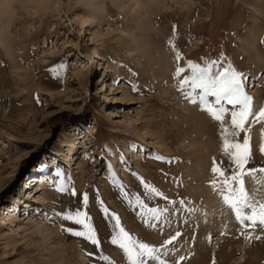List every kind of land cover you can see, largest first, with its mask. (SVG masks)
I'll return each mask as SVG.
<instances>
[{"label":"rangeland","instance_id":"rangeland-1","mask_svg":"<svg viewBox=\"0 0 264 264\" xmlns=\"http://www.w3.org/2000/svg\"><path fill=\"white\" fill-rule=\"evenodd\" d=\"M170 39L182 60L175 59ZM201 58L245 74L254 109L264 105V0H0V225L13 230L0 238V264H43L59 247L68 251L71 264H127L122 249L111 243L113 216L131 236L159 249V261L148 264H196L202 226L189 220L201 215L194 208L202 193L193 198L188 192L186 167L198 154L193 120L204 123L214 148L212 155L206 152L203 171L210 178L203 182L211 186L214 159L227 165L218 122L189 103L177 83L190 75L184 60ZM178 66L185 67L181 77L174 76ZM145 127L163 133L164 142L171 139L168 151L143 133ZM262 129L264 124H256L249 133L250 168L264 167ZM73 141L81 147L73 148L71 158L67 144ZM60 149L64 156L53 153ZM76 158L85 167L82 174ZM33 176L40 179L35 185ZM257 179L264 189V177L257 173ZM192 180V186L200 183ZM145 183L162 195L149 194ZM137 198L158 209L160 219L153 220ZM70 209L87 213L99 247L62 230L78 227L58 215ZM46 224L59 226L63 238L48 235ZM243 226L234 232L244 246H235L228 260L211 236L215 229L209 232L205 264H238L237 257L240 264H264V227Z\"/></svg>","mask_w":264,"mask_h":264},{"label":"snow or ice","instance_id":"snow-or-ice-1","mask_svg":"<svg viewBox=\"0 0 264 264\" xmlns=\"http://www.w3.org/2000/svg\"><path fill=\"white\" fill-rule=\"evenodd\" d=\"M175 28H173V34ZM170 47L173 42L169 41ZM177 61L182 60L181 53L177 48L172 47ZM184 64L190 71L183 78L178 79V87L189 103L199 104L202 111H206L210 117L218 122V132L221 139V151L227 158V165L224 162L217 164L215 159L211 167L213 179L210 181L213 190H218V195L223 202L228 205L235 213L237 221L243 226L248 222V226L264 227V201H256L251 197L245 188V177H251L257 183V173L264 177V167L250 168L248 165L253 162L251 150L250 131L256 124H264V105L258 110L254 109V99L245 91L248 77L237 71L231 64L225 67L219 64L217 60H205L193 62L184 60ZM219 65V67H218ZM185 73L184 66H178L174 73L175 77H181ZM133 85V91H137ZM209 97L213 99L210 101ZM231 106V109L229 107ZM226 114H230V119L225 120ZM241 134L243 137L241 139ZM261 144L259 150L264 154V129L261 133ZM163 159V157H158ZM145 190L152 195L161 196L162 193L155 187L145 183ZM63 190V189H61ZM84 201H87V194L84 195ZM137 203L142 209H146L153 220L160 219V212L156 208H147L139 201ZM181 204L184 201L180 202ZM65 221H70L78 227H65L62 230L67 234L88 240L91 244L99 247L100 242L96 238L95 229L92 227L90 217L81 209L67 210L58 213ZM115 220L111 243L118 245L125 254L127 264H148L149 260L159 261L155 255L159 249L150 246L146 242L138 241L131 236L120 224L119 218L112 217ZM148 223V220H145ZM155 227V225H152ZM180 233H176L179 236ZM173 236L164 244H171L176 239ZM249 239L252 234L249 233ZM255 236V239H260ZM102 260H107V256H101ZM181 260L184 257H180ZM160 264H163L161 261Z\"/></svg>","mask_w":264,"mask_h":264},{"label":"bare ground","instance_id":"bare-ground-1","mask_svg":"<svg viewBox=\"0 0 264 264\" xmlns=\"http://www.w3.org/2000/svg\"><path fill=\"white\" fill-rule=\"evenodd\" d=\"M83 22L86 25L88 23V20L87 19H84ZM83 22L80 21L81 24H83ZM126 94H127V92H124L123 93L124 96H126ZM136 119H138V118H136ZM199 121H200V123H199ZM199 121L196 122L195 120H193V125H192V129L196 131V135H197V137L195 139H193L192 146H194V147L197 148L196 149V152H198V154L195 155V163L187 164L186 167L189 169V171L187 172V174L191 178V182L189 181V186L191 187V189H188V192L192 195L193 198H195V197L196 198H199V195H200L199 192L202 193L200 195L202 201L200 202V200H199V203H196V205L199 204L198 208H194V211L200 213L201 215H200V217L196 215L197 217L195 216L196 218L195 219L193 218L192 220H189V222L191 221V222H193V224L196 223V225L202 226V227H200L198 229V234L200 236H198V240H197L198 242L196 243V251H197L196 254H197V256H196V259H195V263L196 264H205L206 261L208 260V257H209L208 254L206 252H204L205 239L207 237V234L209 235V232H211L213 229H215L216 232L214 234H211V236L214 237L213 240L215 241V244H216L217 241L220 242V244H221V252L220 253H221V258L223 260L224 259H226V260L231 259V257L233 256V253H234V251L236 249L235 246H238L239 247L238 249H240V248H243L244 245L243 244H240L241 242L238 241V239L235 237L236 236L235 235V232L240 229V228H238V225H240V223L237 221V219L235 217V213L233 211H231L232 209L223 202L222 197L220 195H218V190H213L212 185L210 186V184L208 185V184H206V183L203 182V179L207 175V172H204L203 169H205L204 168L205 165L208 164V162H207L208 160L207 159H208V156H209V155L206 156L207 155L206 152L207 153H210V155H212L211 153L214 151L213 150L214 148H212V146L210 145V143H211L210 140L211 139L206 134V130L207 129L205 130L204 123L202 125V122H201L200 119H199ZM145 124L148 125L149 124V121L148 120H145ZM142 130H143V133H146L148 135L151 134V136L152 135L154 136L155 142H153V143L158 144V146L161 147V148H163V150L168 151L167 146H168V144H169V142L171 140L169 137L164 142V141L160 140V138L164 137V134L163 133L156 132V134H154V131H152L151 128H146V127L143 128ZM205 134L207 135L206 138L204 139V141H201L200 138H199V136H203ZM207 138H209V139H207ZM77 144H78V142H76V141H73V142L67 144V145H69L68 152H70L72 154L71 155V158H73V155H75L76 152H77V151L73 150V148L81 147V145H77ZM65 145L66 144L64 143L63 146H65ZM83 146H84V144H83ZM1 150L2 149H0V151ZM60 151H62V149L57 150L56 152L53 151V153L54 154H57V155L58 154H61V155L64 156V153L63 152H60ZM112 160H114V159L112 158ZM221 162H222V160L220 161V163ZM74 164H76V167H77V169L80 170L81 174L84 173L85 167L83 166V164H82V162L80 160H77V158H76L75 161H74ZM217 164H219V163L217 162ZM209 165L212 166V163L211 164L209 163ZM209 169H211V168H209ZM43 174H44V171L42 172V175ZM209 176H210V174H209ZM209 176L207 175V177H209ZM33 177L31 178V181L30 182L35 181V183L33 184V185H35L36 182L38 180H40V179L38 177H36V176H33ZM192 179H200V183L197 184V186H195V185L192 186V181H193ZM212 179H209V181L212 180ZM249 179H251L249 181V183L246 180V182H247V184H246V191L248 192V194L251 197H253L256 201H262V200H264L263 197H262V195H263L262 192H264L262 190H264V189L262 187L261 188H258L257 185L259 183L253 182L252 181V178H249ZM43 181L44 180L41 179V181H40V183L38 185H41L42 186V182ZM207 181H208V179H207ZM205 182H206V180H205ZM263 184L264 183H262V185ZM38 185H37V187H38ZM79 185H80V182L78 181L77 184H76V186H79ZM258 186H260V185H258ZM31 189H32V186H31ZM40 190L41 189H38L37 191H35L33 193V196H34V194H36V192H39ZM43 192L41 193L42 197L44 195ZM45 199H46L45 197L42 198V200H45ZM194 200H196V199H193V201ZM194 202H196V201H194ZM20 203H21L19 205L20 207H22V206L25 205L24 206V209H26V208L28 209L29 208L28 205L26 203H24V201H23V203L22 202H20ZM50 204H52V203L50 202ZM194 205H195V203H194ZM31 208L34 209L36 207L32 206ZM4 211H5V214L7 215L8 214V211L7 210H3L2 211L3 214H4ZM229 211L231 212L230 213V216L231 215L234 216V217L231 216V219H230V217L228 215V212ZM189 214H191V213H189ZM228 219H230L231 222H229ZM0 222L3 223L2 218L0 219ZM39 223H40V221L38 222V224ZM46 225H47V230H48V233L47 234L48 235H54L55 237H57L59 239L63 238V234H61L60 231H59V226H52L50 224H46ZM244 227L245 226H242V228H244ZM171 230H173V229H171ZM12 232H13V230H11V229H10V231L9 230H3L2 229V226L0 225V238H2V237H8V236L11 235ZM238 233H239V231H238ZM254 234H256V233H254ZM201 235H204V236H201ZM234 243H236V244L233 245ZM223 244H224V246H223ZM263 245H264V242H263ZM199 246H201V247H199ZM228 247H230V250L229 251H227ZM59 248L58 249H55V250H53L51 252L49 251L47 257L44 256L45 258L43 257V259H41L42 263L43 264H71L70 263V255H69L68 251L65 248H62V249H59ZM81 251H83L82 248H81ZM82 253L80 252L78 254H80L82 256ZM166 256H167V254H166ZM85 258L86 257H84L83 259L85 260ZM260 259H261V257H260ZM236 261L238 262V264H240L239 261H241V258H238V257L235 258L234 259V262H236ZM77 264H81V263L80 262H77ZM94 264H96V263H94Z\"/></svg>","mask_w":264,"mask_h":264}]
</instances>
